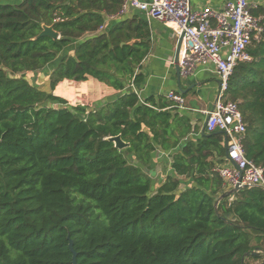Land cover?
<instances>
[{"label": "trees", "instance_id": "16d2710c", "mask_svg": "<svg viewBox=\"0 0 264 264\" xmlns=\"http://www.w3.org/2000/svg\"><path fill=\"white\" fill-rule=\"evenodd\" d=\"M119 8V0L0 4V264H71L69 240L76 264L264 261V192L225 195L214 171L224 163L222 135L201 134L164 96L133 92L150 30L138 12L109 21ZM255 14L262 33L226 98L247 125L245 157L264 169V9ZM42 26L59 39L38 37ZM53 62L48 88L31 84L26 75ZM88 79L120 95L92 109L53 95L64 80ZM117 136L125 149L108 140ZM171 150L172 174L158 180L153 157Z\"/></svg>", "mask_w": 264, "mask_h": 264}, {"label": "built area", "instance_id": "2783aa9c", "mask_svg": "<svg viewBox=\"0 0 264 264\" xmlns=\"http://www.w3.org/2000/svg\"><path fill=\"white\" fill-rule=\"evenodd\" d=\"M119 1V11L109 21L138 12L147 20L170 24L175 37H182L180 77H188L201 67L214 70L218 90L212 108L202 111V127L207 134L220 132L227 145L224 163L214 171L222 180L225 192L236 186L264 192V169L244 154L247 125L238 104L226 98L230 76L239 63L251 61L248 49L262 33V16L255 13L264 9V0H227L220 9L209 6L192 9L190 0ZM131 89L138 94L133 85ZM164 97L174 110H184L185 101L179 92L169 91Z\"/></svg>", "mask_w": 264, "mask_h": 264}, {"label": "crops", "instance_id": "0c3cea01", "mask_svg": "<svg viewBox=\"0 0 264 264\" xmlns=\"http://www.w3.org/2000/svg\"><path fill=\"white\" fill-rule=\"evenodd\" d=\"M4 4L16 5L23 0H3ZM227 0H190L192 9H202L209 6L212 9H220ZM150 30V51L143 60L140 73L143 81L135 86L140 99L148 97L157 98L165 96L169 91L179 92L184 101V110L177 111L180 115L188 117L192 124H198L202 111L210 110L214 104L218 90V77L211 67L198 68L194 74L188 77H178L175 70L174 57L178 39L173 34L170 24H163L155 20H147ZM56 66V62L48 65L43 71L27 74L31 84L46 90L48 78ZM60 90V91H59ZM73 92H72V91ZM66 92L67 96L60 92ZM72 93V94H71ZM70 94L74 97L69 98ZM53 95L67 101L70 106H86L94 108L100 102L113 100L120 92L105 86L93 79L85 82H73L64 80L57 84ZM64 96V97H63ZM201 131V127L199 128ZM196 137V134L193 135ZM224 141V140H223ZM172 150L168 152L156 151L153 157L152 176L158 180L172 174L170 167ZM160 154V155H159ZM158 155V156H157ZM164 174V178L162 175Z\"/></svg>", "mask_w": 264, "mask_h": 264}, {"label": "water", "instance_id": "95a60500", "mask_svg": "<svg viewBox=\"0 0 264 264\" xmlns=\"http://www.w3.org/2000/svg\"><path fill=\"white\" fill-rule=\"evenodd\" d=\"M49 37L53 40H57L59 39V34L53 30L52 26H42V31L41 33L38 35V37ZM181 43H182V37H179L178 42H177V46H176V51H175V57H174V64H175V70H176V74L179 77V67H178V60H179V53H180V48H181ZM201 134H204V127L201 128ZM217 134H220V132H217ZM109 141H111L114 144V147L117 148L118 150H123L127 147V144L123 143L120 139L119 136L117 137H113L108 139ZM224 149L226 151L227 149V145L226 142L224 144ZM240 190V188L238 186H236L234 189H231L229 191L226 192L225 195L229 196L233 193H236ZM218 202L215 204V207L217 208ZM68 249L72 255L71 258V264H76V257L77 254L73 249V242L71 240H69L68 243ZM259 252L257 251V249L255 251L252 252L253 255L258 254ZM249 254H245L244 258L247 257Z\"/></svg>", "mask_w": 264, "mask_h": 264}, {"label": "rangeland", "instance_id": "374dc122", "mask_svg": "<svg viewBox=\"0 0 264 264\" xmlns=\"http://www.w3.org/2000/svg\"><path fill=\"white\" fill-rule=\"evenodd\" d=\"M3 2H5V1L0 0V4H4ZM203 122H204V117H201L200 120H199V122H198V124L200 125V127L203 126ZM162 177L164 178V174L162 175ZM247 264H264V261L263 260L248 261Z\"/></svg>", "mask_w": 264, "mask_h": 264}, {"label": "bare ground", "instance_id": "6f19581e", "mask_svg": "<svg viewBox=\"0 0 264 264\" xmlns=\"http://www.w3.org/2000/svg\"><path fill=\"white\" fill-rule=\"evenodd\" d=\"M59 91H60V90H59ZM71 91H72V90H71ZM72 92H73V91H72ZM60 94H61V95H65V96H67V93H66V92H63V91H61ZM71 94H72V93H71ZM71 94H70V96H68V97L73 99L75 96L73 97ZM63 97H64V96H63Z\"/></svg>", "mask_w": 264, "mask_h": 264}]
</instances>
